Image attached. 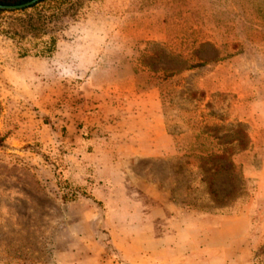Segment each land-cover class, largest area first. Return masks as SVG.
Wrapping results in <instances>:
<instances>
[{
	"label": "rangeland",
	"instance_id": "rangeland-1",
	"mask_svg": "<svg viewBox=\"0 0 264 264\" xmlns=\"http://www.w3.org/2000/svg\"><path fill=\"white\" fill-rule=\"evenodd\" d=\"M211 154H236L246 184L219 211L197 167ZM144 194L190 228L235 216L244 262L264 264V0L0 14V264H131L118 203Z\"/></svg>",
	"mask_w": 264,
	"mask_h": 264
},
{
	"label": "crops",
	"instance_id": "crops-1",
	"mask_svg": "<svg viewBox=\"0 0 264 264\" xmlns=\"http://www.w3.org/2000/svg\"><path fill=\"white\" fill-rule=\"evenodd\" d=\"M118 206L122 207V218L115 239L120 240V253L126 263L253 264L243 260L245 237H232L230 226L235 216L225 217L217 229H199L190 228L145 194L139 199H121ZM137 239L148 240L150 249L133 250L132 240Z\"/></svg>",
	"mask_w": 264,
	"mask_h": 264
},
{
	"label": "trees",
	"instance_id": "trees-1",
	"mask_svg": "<svg viewBox=\"0 0 264 264\" xmlns=\"http://www.w3.org/2000/svg\"><path fill=\"white\" fill-rule=\"evenodd\" d=\"M34 0H0V6H22L27 3H30ZM51 0H42L36 5L30 8H36L38 5L46 3ZM28 9V8H26ZM7 11L0 10V14H3ZM55 17V16H54ZM51 48L48 50L50 51ZM218 141L220 138H217ZM217 141V142H218ZM220 144L217 146V149L222 147H229L231 143H216ZM243 142L240 141L238 147L242 146ZM234 145V144H232ZM236 154L225 156V155H216L211 154L207 157H202L198 162V169L200 173L204 176L207 173L209 178V195L210 199L213 202L214 209L219 211L230 206V204L237 201L246 191V184L244 183L243 176L241 173L240 167L235 163L234 157ZM227 176L231 189L229 191L221 192L215 188V183L221 176ZM240 183V184H239ZM241 187V190L238 188ZM189 209L188 207H186ZM185 209V208H184ZM194 209L203 210V207H195Z\"/></svg>",
	"mask_w": 264,
	"mask_h": 264
},
{
	"label": "water",
	"instance_id": "water-1",
	"mask_svg": "<svg viewBox=\"0 0 264 264\" xmlns=\"http://www.w3.org/2000/svg\"><path fill=\"white\" fill-rule=\"evenodd\" d=\"M41 1L42 0H34L22 6H0V10H5V11L22 10V9L30 8Z\"/></svg>",
	"mask_w": 264,
	"mask_h": 264
}]
</instances>
